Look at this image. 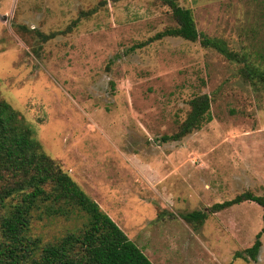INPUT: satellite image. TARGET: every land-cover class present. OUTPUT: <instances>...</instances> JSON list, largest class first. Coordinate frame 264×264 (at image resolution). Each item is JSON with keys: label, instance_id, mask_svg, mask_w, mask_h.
Returning <instances> with one entry per match:
<instances>
[{"label": "rangeland", "instance_id": "obj_1", "mask_svg": "<svg viewBox=\"0 0 264 264\" xmlns=\"http://www.w3.org/2000/svg\"><path fill=\"white\" fill-rule=\"evenodd\" d=\"M176 2L200 34L264 68V0ZM175 26L161 0H0V97L152 264H264V233L256 262L235 257L261 207L209 213L264 196V92L199 42L156 37ZM202 95L211 121L163 143ZM193 211L208 214L199 227L181 218ZM85 223L33 220L30 235L47 245Z\"/></svg>", "mask_w": 264, "mask_h": 264}, {"label": "trees", "instance_id": "obj_2", "mask_svg": "<svg viewBox=\"0 0 264 264\" xmlns=\"http://www.w3.org/2000/svg\"><path fill=\"white\" fill-rule=\"evenodd\" d=\"M169 7L176 26L157 38H180L199 42L233 63L242 64L245 81L264 92V68L256 66L246 54L230 51L224 41L200 34L192 12L176 0H161ZM94 11L84 13L88 17ZM46 42L51 36L39 34ZM177 131L161 138L163 143L179 142L211 121L210 100L198 96ZM245 202L263 210V226L253 245L235 257L256 262L264 233V196L242 193L232 200L214 204L210 214L219 213ZM83 214L86 223L53 243L42 245L30 235L33 220L71 219ZM208 214L193 211L182 215L186 223L201 226ZM0 264H152L119 227L51 159L35 138L33 128L10 104L0 97Z\"/></svg>", "mask_w": 264, "mask_h": 264}]
</instances>
